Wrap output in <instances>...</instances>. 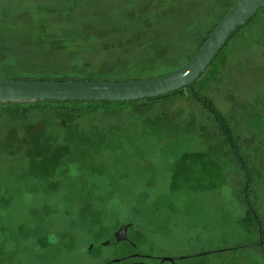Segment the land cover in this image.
Here are the masks:
<instances>
[{"label":"rangeland","instance_id":"obj_1","mask_svg":"<svg viewBox=\"0 0 264 264\" xmlns=\"http://www.w3.org/2000/svg\"><path fill=\"white\" fill-rule=\"evenodd\" d=\"M102 1L122 7L119 13L128 16L126 9L134 8L131 0H97ZM58 6L63 0H0V47L14 51L19 45L31 51L37 43L65 37L72 41L65 48L76 44L97 54L104 40L119 43L135 32L124 24L127 18L99 28L103 13L95 14L100 20L94 28L99 30L93 31L78 12L59 17L78 22L57 31L62 27ZM223 9L218 5L212 11ZM184 16H178L179 24L188 21ZM213 23L214 16L202 28ZM1 57L0 80H5L4 73L17 75V57ZM161 63L148 67L138 62L118 70L142 78ZM213 70L223 71L221 89L207 82ZM194 88L208 94L226 115L232 145L224 133L215 134L219 121L183 90L173 94L172 102L157 103L137 118L88 116L84 128L118 126L100 145L108 148L54 145L37 157L1 158L0 264H55L72 233L115 217L135 221L141 231L168 242L165 247L210 251L202 257L209 264H264V14L227 41ZM249 206L260 228L249 217ZM239 245L246 246L232 248Z\"/></svg>","mask_w":264,"mask_h":264},{"label":"trees","instance_id":"obj_2","mask_svg":"<svg viewBox=\"0 0 264 264\" xmlns=\"http://www.w3.org/2000/svg\"><path fill=\"white\" fill-rule=\"evenodd\" d=\"M131 1L134 8L126 9L125 12L130 13L128 16L126 13L120 14L119 10H123L122 7L112 4L110 1L98 3L97 0H63V6L61 8L58 6L63 15L59 13L57 16V21L62 27L55 26L57 31H66V28L78 22L59 21L60 18L69 17V14L78 12L77 15L83 17L93 31L99 30L94 28L98 23L97 21L100 20L99 17L96 19L95 14L98 16V13H103L105 20H100L99 28H110L114 25L113 23L124 21L127 18L128 21L124 24H129L135 29L131 32H135L131 33V37L126 38L127 36H125V39L120 40L119 43H109L108 40H104L101 51L97 54L95 51L81 50L76 44H70L73 46L72 50L65 48L67 47L65 42H72L65 37L51 38L39 46L37 43L33 45L31 51L19 45L14 51L5 50L6 47L3 50L0 47V58L3 54H7L8 59L17 57L16 63L20 66L17 75L4 73L7 75L5 79L44 81L127 80L130 79V76L126 77L128 76L126 75L128 74L127 71L120 74L118 68L129 67L138 62L150 67L158 60H163L161 66L152 74H143L142 78L169 72L185 63L195 53L214 26L235 2V0ZM218 5L224 6L222 12L212 11ZM114 7L118 9H114ZM63 9L64 11H62ZM180 14L185 15L184 19H188V21L179 24L178 16ZM262 14H264V7L258 9L245 25ZM213 16V25L208 29L202 28L203 22L213 19ZM138 25L140 28L149 26L146 29H137ZM245 25L236 28L227 41ZM68 30L72 32L75 29ZM227 41L217 52L207 69L221 54ZM62 48L65 49L62 50ZM186 48H190L189 52H186L188 50ZM157 55L160 56L157 57ZM102 65H106L107 69L100 70L99 66ZM207 69L191 85L156 97L127 101L38 100L33 103L0 102V160L3 157L16 154L20 157L23 154L30 157L45 155L54 145L58 148H70L72 146L80 149L108 148L110 146L100 147V145L115 132V128L118 126L114 129L99 130L90 124L89 129L88 127L84 128L83 123L87 121L88 116L103 113L107 116L125 114L129 118H137L157 103L167 105L172 102L175 99L173 94L181 93L183 90H188V99L193 98L197 101L209 118L212 117L216 122L219 121L218 124H215L217 130L215 134L224 133L229 144L232 145L231 132H229V126L225 121L227 120L225 119L226 115L222 114L220 108L216 106L208 94L196 91L194 88L196 82L207 72ZM60 71L63 72L59 73ZM224 79L222 70H213L208 76L207 82H210L211 87L221 89ZM98 102L105 103L106 106L98 107ZM125 102H131L132 105L125 106L123 105ZM114 104L116 106L112 107L111 105ZM247 186L246 183L243 188L244 194L247 193ZM247 212L255 225L260 228V220L253 207L249 206ZM244 246L246 245L232 248Z\"/></svg>","mask_w":264,"mask_h":264},{"label":"water","instance_id":"obj_3","mask_svg":"<svg viewBox=\"0 0 264 264\" xmlns=\"http://www.w3.org/2000/svg\"><path fill=\"white\" fill-rule=\"evenodd\" d=\"M264 0H235L195 53L179 67L155 76L127 80L44 81L0 80V102L33 103L42 100H136L160 96L187 87L203 73L232 32L247 23ZM122 225L119 234L126 231Z\"/></svg>","mask_w":264,"mask_h":264},{"label":"flooded vegetation","instance_id":"obj_4","mask_svg":"<svg viewBox=\"0 0 264 264\" xmlns=\"http://www.w3.org/2000/svg\"><path fill=\"white\" fill-rule=\"evenodd\" d=\"M126 224L130 225L118 239L116 231ZM72 239L55 264H209L202 257L210 251L165 247L168 242L161 243L128 219L96 220L83 232L72 233Z\"/></svg>","mask_w":264,"mask_h":264}]
</instances>
